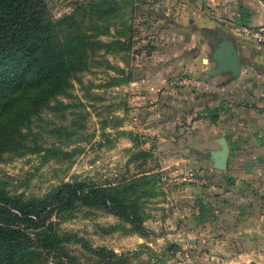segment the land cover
Listing matches in <instances>:
<instances>
[{
	"label": "rangeland",
	"instance_id": "rangeland-1",
	"mask_svg": "<svg viewBox=\"0 0 264 264\" xmlns=\"http://www.w3.org/2000/svg\"><path fill=\"white\" fill-rule=\"evenodd\" d=\"M90 1L99 0H46L54 20L75 13ZM123 20L126 26L131 25L136 43L124 52L90 54L87 70L78 74L70 96L59 98L67 107L45 112L39 122L42 128L34 129L40 134L42 151L0 163V182L8 191L30 198L42 197L73 181L124 186L143 180L139 190H145L140 202L146 237L128 233L127 224L101 209L78 208L65 218H53L60 232L81 240L70 250L83 264L89 257L81 248L82 241L118 255L140 252L132 264H264V170L256 168L253 182L235 186L232 166L219 174L209 170L208 159L202 165L189 161L172 165L167 142H156L153 147L152 142L141 139L145 134L165 133L168 123L156 125L161 118L155 116L135 122L133 104L139 96L134 91L138 87L116 85L115 81L131 68L140 76L149 65L146 56L166 51L171 41L159 23L150 21L142 26L143 19L136 21L129 13L110 24L111 36L115 28H122ZM107 23L99 21V25ZM151 102L155 101L146 100L143 106ZM233 152L232 165L236 159ZM187 174L198 183L188 181ZM170 245L176 246L175 253L167 252ZM46 264L56 263L49 259Z\"/></svg>",
	"mask_w": 264,
	"mask_h": 264
},
{
	"label": "trees",
	"instance_id": "trees-1",
	"mask_svg": "<svg viewBox=\"0 0 264 264\" xmlns=\"http://www.w3.org/2000/svg\"><path fill=\"white\" fill-rule=\"evenodd\" d=\"M132 0L90 1L75 13L54 20L46 0H0V163L9 157L42 151L38 144L45 112L66 108L78 74L87 70L90 54L124 52L136 43L131 25L110 24L126 13L134 15ZM122 14L121 16L116 14ZM86 18V19H85ZM132 18L130 17V20ZM88 21L96 24H88ZM99 21L108 22L99 25ZM110 21V22H109ZM100 37H111L103 42ZM115 84H128L132 72ZM143 180L124 186H97L84 181L62 183L42 197H25L0 182V264H83L70 246L80 244L76 235L60 232L53 218H65L78 208H96L113 214L129 226L128 233L146 237ZM87 264H132L140 252L121 255L93 248L82 241ZM145 247V246H144ZM143 247V248H144ZM146 248V247H145ZM170 245L167 252L175 253Z\"/></svg>",
	"mask_w": 264,
	"mask_h": 264
},
{
	"label": "crops",
	"instance_id": "crops-1",
	"mask_svg": "<svg viewBox=\"0 0 264 264\" xmlns=\"http://www.w3.org/2000/svg\"><path fill=\"white\" fill-rule=\"evenodd\" d=\"M132 1L136 21L143 19L142 26L159 23L171 41L166 51L146 56L149 65L140 76L133 74L134 68L129 70L132 80L128 84L138 87L134 91L139 96L133 104L135 122L155 116L161 118L156 125L168 123L165 133L145 134L141 139L153 147L156 142H167L172 165L185 161L202 165L209 160L208 151L218 149L217 140L225 138L230 151L227 169L217 171L211 166L209 170L224 174L232 166L235 186L253 182V171L264 170V164L246 169L244 163L264 157V49L239 31L264 24V0ZM223 38L237 52L240 72L236 77L228 72L211 75L216 67L211 52ZM179 76L201 79L207 87L170 86ZM149 99L155 102L143 106Z\"/></svg>",
	"mask_w": 264,
	"mask_h": 264
},
{
	"label": "water",
	"instance_id": "water-1",
	"mask_svg": "<svg viewBox=\"0 0 264 264\" xmlns=\"http://www.w3.org/2000/svg\"><path fill=\"white\" fill-rule=\"evenodd\" d=\"M211 61L216 64V67L211 71V75L230 73L232 77L238 76L240 72V63L237 52L232 42L227 39L217 43L211 52ZM218 149L209 150V160L214 170L225 171L228 166L229 146L225 138L217 140ZM264 164V157H256L251 161L244 163V168H250L255 165Z\"/></svg>",
	"mask_w": 264,
	"mask_h": 264
},
{
	"label": "built area",
	"instance_id": "built-area-1",
	"mask_svg": "<svg viewBox=\"0 0 264 264\" xmlns=\"http://www.w3.org/2000/svg\"><path fill=\"white\" fill-rule=\"evenodd\" d=\"M239 33L244 39L249 40L256 46L264 49V24L252 28H242ZM170 86L174 88L194 89L198 87L205 88L207 87V83L191 76H179L170 82ZM186 177L188 181L198 183L196 179H193L192 174H187Z\"/></svg>",
	"mask_w": 264,
	"mask_h": 264
}]
</instances>
